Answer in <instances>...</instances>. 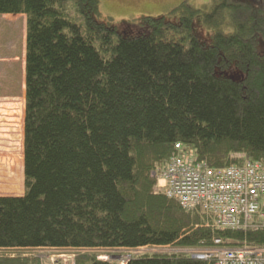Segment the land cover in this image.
Here are the masks:
<instances>
[{
	"label": "trees",
	"instance_id": "1",
	"mask_svg": "<svg viewBox=\"0 0 264 264\" xmlns=\"http://www.w3.org/2000/svg\"><path fill=\"white\" fill-rule=\"evenodd\" d=\"M217 1L119 27L100 19L101 0H0V14L27 16L25 193L0 197V249L169 247L125 264H216L185 250L264 249V227L221 228L158 187L181 155L264 167V26L248 33L235 20L210 39L194 27L200 14L214 26L221 7L260 11L264 0ZM75 262L122 264L95 253ZM0 264L49 263L0 254Z\"/></svg>",
	"mask_w": 264,
	"mask_h": 264
},
{
	"label": "rangeland",
	"instance_id": "2",
	"mask_svg": "<svg viewBox=\"0 0 264 264\" xmlns=\"http://www.w3.org/2000/svg\"><path fill=\"white\" fill-rule=\"evenodd\" d=\"M221 1L217 0H101V16L100 19L104 22H110L119 27L130 25L140 17H166L167 19L177 20L182 16L183 7L180 5H186L188 7L200 8L207 6L208 11H212L213 6L220 4ZM258 5L257 3H253ZM200 17H195L194 27L197 34L201 35L205 39H210L218 28L222 30L230 29L235 24V20L240 22H246L245 30L248 29V33H257L256 27L264 26V8L259 10H249L241 13L240 11L233 10L229 7H221V12L217 15L215 25L208 26L205 21V15L200 14ZM260 16L261 18H257ZM257 18L256 24L253 22V18ZM252 21V22H250ZM219 23V26H218ZM7 24H0V33L3 28L5 29ZM261 34V33H260ZM3 32L0 35V54L11 49V44L14 41V35L9 36ZM264 38V35H262ZM7 38V39H6ZM231 72V71H230ZM233 74V72H231ZM17 80L19 78L17 77ZM22 102V103H21ZM23 106L24 119L22 114ZM26 103L22 99L19 104H16L13 117L10 115L8 120V129L3 133L2 144H5L7 154L4 155L8 161V166L12 163V167L5 168L0 166V197L6 196H22L25 193L24 184V140L19 137V133L23 134V122L25 121ZM20 113V114H19ZM12 125V127H11ZM9 132V133H7ZM5 134H7L5 136ZM3 154V151H2ZM169 247L166 246H144L135 249L131 248H25V249H0V254L6 255H26L30 257H39L49 264H75L77 254L83 253H95L98 254L101 259H114L119 262H124L128 256L142 255L146 253H158L166 252Z\"/></svg>",
	"mask_w": 264,
	"mask_h": 264
},
{
	"label": "built area",
	"instance_id": "3",
	"mask_svg": "<svg viewBox=\"0 0 264 264\" xmlns=\"http://www.w3.org/2000/svg\"><path fill=\"white\" fill-rule=\"evenodd\" d=\"M158 187L184 209L203 206L221 228L264 227V167L259 163L211 168L181 155L163 171ZM185 252L197 260L214 258L216 264H264V249L214 247Z\"/></svg>",
	"mask_w": 264,
	"mask_h": 264
},
{
	"label": "crops",
	"instance_id": "4",
	"mask_svg": "<svg viewBox=\"0 0 264 264\" xmlns=\"http://www.w3.org/2000/svg\"><path fill=\"white\" fill-rule=\"evenodd\" d=\"M0 24H7L2 30L3 36L7 34L12 38L14 35L15 41L11 44L9 51L0 54V166L9 168L12 167V163L8 166L10 160L3 157L7 152L1 139L4 137L3 133L9 131L7 122L10 115L12 117L14 115V106L22 99L26 103L27 16L25 14H0ZM24 123L25 121L23 126ZM19 135L24 140V129L23 134L19 133Z\"/></svg>",
	"mask_w": 264,
	"mask_h": 264
},
{
	"label": "bare ground",
	"instance_id": "5",
	"mask_svg": "<svg viewBox=\"0 0 264 264\" xmlns=\"http://www.w3.org/2000/svg\"><path fill=\"white\" fill-rule=\"evenodd\" d=\"M23 106H24V108H25V104H24V103L22 104V114L19 113V114H20V117H21V116L23 117V115H24V113H23ZM14 107H15V106H14ZM14 109H15V108H14ZM23 118H24V117H23ZM19 137L21 138L20 135H19Z\"/></svg>",
	"mask_w": 264,
	"mask_h": 264
}]
</instances>
